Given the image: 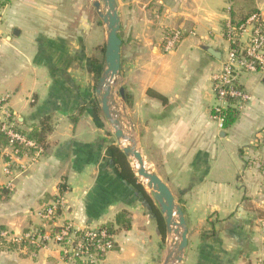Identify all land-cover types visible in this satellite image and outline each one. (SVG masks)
Listing matches in <instances>:
<instances>
[{"label": "crops", "instance_id": "obj_1", "mask_svg": "<svg viewBox=\"0 0 264 264\" xmlns=\"http://www.w3.org/2000/svg\"><path fill=\"white\" fill-rule=\"evenodd\" d=\"M119 2V86L132 97L124 106L141 143L152 139L163 158L159 170L171 183L158 175L183 209L188 243L179 264H255L264 255V74L242 77L251 98L228 129L218 127L210 105L212 74L228 46L224 21L236 1ZM254 2L264 19V0ZM83 6L79 0H10L0 9V97H8L18 130L44 115L51 125L42 151L14 158L10 174L0 156L6 190L0 193V264H65L51 240L33 250L1 236L34 228L49 233L38 212L58 197L64 207L56 225L98 227L127 212L130 228L113 235V249L98 264H161L165 255L168 237L144 197L120 178L109 149L118 144L101 108L93 107L90 58L99 55L106 33ZM174 29L194 35L165 51ZM208 218L216 234L205 237Z\"/></svg>", "mask_w": 264, "mask_h": 264}, {"label": "built area", "instance_id": "obj_2", "mask_svg": "<svg viewBox=\"0 0 264 264\" xmlns=\"http://www.w3.org/2000/svg\"><path fill=\"white\" fill-rule=\"evenodd\" d=\"M222 36L228 46L220 66L212 74V91L217 104L211 110L220 129L228 106L240 111L251 98L242 77L248 73L264 74V19L256 12L236 25L227 17ZM183 37L184 33L179 29L169 31L164 39V50L174 49ZM7 98L0 97V132L5 139V143L0 145V156L7 158L4 172L10 174V162L14 158L26 152L36 155L42 148L29 136L30 129L24 132L16 128ZM11 185L12 181H9L6 187ZM63 207L64 201L58 197L38 212L44 223L51 227L49 233L34 228L20 234L2 232L1 236L9 238L11 243L30 246L33 250L46 247L51 240L58 246L60 258L65 264H98L113 249V235L100 225L83 228H75L69 222L56 225V218ZM255 264H264V255L258 257Z\"/></svg>", "mask_w": 264, "mask_h": 264}, {"label": "water", "instance_id": "obj_3", "mask_svg": "<svg viewBox=\"0 0 264 264\" xmlns=\"http://www.w3.org/2000/svg\"><path fill=\"white\" fill-rule=\"evenodd\" d=\"M100 21L105 27L104 61L95 87V95L102 114L113 130L120 147L127 141L129 147H120L128 159L137 162L134 171L136 177L147 180V187L155 201L164 221L166 251L161 264H179L188 243V227L182 207L177 203L173 193L162 178L151 170L138 146V140L132 132H126L120 120L119 104L125 105L124 87L116 88L121 68L120 17L117 0H91ZM264 82V77H263ZM131 130L134 129L130 125ZM141 180V179H140ZM142 183V181H141ZM143 184V183H142Z\"/></svg>", "mask_w": 264, "mask_h": 264}, {"label": "trees", "instance_id": "obj_4", "mask_svg": "<svg viewBox=\"0 0 264 264\" xmlns=\"http://www.w3.org/2000/svg\"><path fill=\"white\" fill-rule=\"evenodd\" d=\"M9 1L10 0L0 1V9ZM235 1H236L234 4L235 7L234 8L231 7L232 9L230 10V20L232 23L236 25L242 23L247 17H249L253 13L259 12L255 6L254 0H235ZM103 61H104V47H102L99 55H92L90 58V67L95 82L98 81V78L100 76ZM147 93L148 95L159 99L163 104L167 103V98L162 94L149 89L147 90ZM131 99H132L131 95L125 92V102L128 105L131 104ZM93 107L96 112L100 110V106L97 99L93 101ZM238 115H239V111L235 109V107L228 106V108L225 111V120L223 122L222 129L226 130L229 127H231L234 124V122L237 120ZM70 118L72 122H75L77 119V115H72ZM50 129H51L50 116L44 115L38 120L36 124L31 125L29 136L32 137L36 141V143L43 149V147L45 146L47 133L50 131ZM2 140L5 143V139L2 133L0 132V141ZM109 149L111 152L112 161L118 170V174L120 178L124 182L128 183L131 187L135 188L144 197V199L150 206L152 213L155 215L160 233L162 237H164L165 229H164V221L162 214L160 213L158 207L155 205L153 199L151 198V195L145 189L144 185L141 183L139 178L136 177L134 170L130 165L129 159L123 154L122 150L118 145L111 144L109 146ZM5 191L6 190L4 188H0V193L2 192L4 193ZM207 223L210 227L209 232L208 234L202 233V235L205 237H210L215 235L216 230L214 228V222H211L210 219L208 218ZM100 226L106 228L111 235H114L116 232H118L121 229H129L130 221L127 218V212L120 211L115 215L112 221L101 224Z\"/></svg>", "mask_w": 264, "mask_h": 264}, {"label": "rangeland", "instance_id": "obj_5", "mask_svg": "<svg viewBox=\"0 0 264 264\" xmlns=\"http://www.w3.org/2000/svg\"><path fill=\"white\" fill-rule=\"evenodd\" d=\"M0 1H3V0H0ZM79 2L84 5L83 6L84 8H86L89 19H93L95 22H98V21L100 22V19L96 13L94 7L92 6L91 0H79ZM122 2H124V0H120L119 3L121 4ZM186 34L187 35H194V33L192 34V33H190V31H187ZM3 37H4V33L0 34V42L1 43L3 42ZM252 74L262 75L261 73H252ZM117 87H119V79H118V82L116 84V88ZM211 95H212V99L210 101V105L217 104V100L215 98L214 93L212 92ZM119 111H120V120L123 124L124 130L126 132H132L133 135L136 137V139L138 140L139 149L142 152L146 162L149 164V166H151L152 170L155 171L160 176H162L166 182L171 183V178L167 176V173L159 170V167L163 161V158H162V155L159 154V152L158 153L156 152L152 139L151 140L150 139L144 140V144L141 143L139 136H138V133H137V130H136L137 129V125L135 123L136 119H133L131 117L129 110L125 106H123L121 103L119 104ZM99 116H102V119L104 121L105 126L109 125L105 121L104 116H103L101 111L99 112ZM131 124L134 127L133 130H131V128H130ZM109 127H110V136H111L110 138L112 141L116 142L115 136L113 134V130H112L111 126H109ZM226 141L227 140H224V143ZM116 144H118V143L116 142ZM129 161H130V165H131L132 169L135 171V169L132 166V160L129 159ZM152 161H153V163H152ZM139 180H140V178H139ZM143 185H144L145 189L149 192L147 185L146 184H143Z\"/></svg>", "mask_w": 264, "mask_h": 264}, {"label": "bare ground", "instance_id": "obj_6", "mask_svg": "<svg viewBox=\"0 0 264 264\" xmlns=\"http://www.w3.org/2000/svg\"><path fill=\"white\" fill-rule=\"evenodd\" d=\"M120 146H121V147H126V148H128V147H129V143H128L127 141H122V142L120 143ZM131 160H132V166H133V168H134L135 171H136V169H137V167H138L137 162H136L134 159H132V158H131ZM150 169H151V168H150ZM140 179H141V181H142L143 184H146V185H147V180H146V179H143V178H140Z\"/></svg>", "mask_w": 264, "mask_h": 264}]
</instances>
